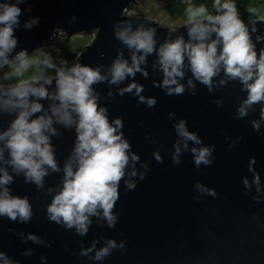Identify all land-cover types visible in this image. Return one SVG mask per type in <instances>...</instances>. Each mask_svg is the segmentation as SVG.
I'll return each mask as SVG.
<instances>
[{
	"label": "water",
	"instance_id": "1",
	"mask_svg": "<svg viewBox=\"0 0 264 264\" xmlns=\"http://www.w3.org/2000/svg\"><path fill=\"white\" fill-rule=\"evenodd\" d=\"M134 3L136 0H0V4H14L20 9L19 23L13 28L17 43L9 60L21 51L28 55L53 45L59 35L66 41L75 36H93L72 66L99 68L106 76L92 85L98 108L107 110L109 123L121 120L120 132L130 145L129 163L111 210L115 223L109 227L98 210V215L89 217L83 236L74 227L49 220L47 213L61 190L65 163L71 160L75 170V127L53 124L57 135L51 136L50 142L59 170L48 169L40 188L25 182L23 173L13 171L6 163L9 156L5 149L0 168L12 176V183L7 185L10 195L26 198L32 215L27 222L0 216V253L11 264H264V103L253 104L246 116L238 117V109L247 97L240 81L229 79L221 71L212 78L209 91L192 76L187 59L183 78H178L184 92L168 95L162 86L164 76L156 49L178 37L187 42V26L171 30L148 18L130 17L127 12ZM31 20L37 23L25 28ZM126 24L132 31L154 30L156 43L153 53L139 65L141 71L112 84L109 71L113 62L119 58L131 65L134 50L115 36ZM245 25L259 58L264 40L256 43V38L264 37V20ZM252 27L256 28L254 33ZM141 54L136 52L137 56ZM132 83L142 87L139 96L135 89L122 92ZM46 87L55 92V80ZM140 96L145 102H140ZM148 99L156 103L149 107ZM39 103L46 112L56 102L44 99ZM15 118L14 111L0 112V132ZM180 121L200 140L198 145L187 141V151L175 128ZM254 121L260 124L258 130L252 126ZM174 145L182 148L178 164L172 159ZM193 147L210 148L211 164L196 167ZM154 153L160 156L159 161ZM131 155L138 160L133 162ZM253 159L250 170L249 161ZM256 176L258 183L254 182ZM126 181L134 187L129 189ZM197 184L213 190L215 195L199 191ZM29 236H35L36 241ZM109 240L116 247L103 259H94ZM84 251L86 255L81 254Z\"/></svg>",
	"mask_w": 264,
	"mask_h": 264
},
{
	"label": "clouds",
	"instance_id": "2",
	"mask_svg": "<svg viewBox=\"0 0 264 264\" xmlns=\"http://www.w3.org/2000/svg\"><path fill=\"white\" fill-rule=\"evenodd\" d=\"M212 9L215 14L203 4L196 6L192 0H187L184 24L187 26L189 40L185 42L182 37H178L174 41H166L156 49L164 76L162 86L167 89L168 95L184 92L178 78H183L185 59L192 76L207 86L209 91L213 86L212 78L223 71L229 79H238L243 86L242 90L247 92L246 99L238 109V117L242 118L253 104L264 103V49L257 58L249 28L240 19L235 0H213ZM255 11L254 8L249 9L250 13ZM19 15L20 9L14 4H0V67L9 66L12 71L5 75V79L14 78L16 81L7 88L0 87V112H16V118L9 127L0 132V143H3L0 162H4L3 152L6 149L9 156L6 163L17 175L23 173L25 182L34 183L40 188L48 169L59 170L50 142V137L57 135L53 124H60L65 128L74 126L76 141L72 158L75 170L71 160L65 163L61 190L47 207L48 219L62 223L66 228L74 227L83 236L88 230L89 217L98 215L100 210L111 227L116 220L111 210L118 199L119 181L125 175L124 169L129 163L130 145L120 132L121 120L117 118L109 123L107 110L98 108L92 85L104 81L106 76L100 74L99 68L79 64L67 69L56 68L49 57L30 58L24 51L9 60L8 56L17 43L13 28L19 23ZM36 23V20H31L24 27L30 28ZM251 31L254 33L256 28L252 27ZM115 36L134 51L130 66L127 61L119 58L113 62L109 71V82L112 84L124 80L126 75L133 76L135 72L141 71L139 65L145 62L146 55L153 53L156 43L153 39L154 30L138 28L132 31L127 24L117 30ZM262 40L264 37L258 36L256 43ZM136 52L142 54L137 56ZM33 68V74L26 77L25 74ZM45 69H55V76L45 75ZM53 80L55 92H49L46 86L51 85ZM220 83L224 84L225 81L221 80ZM188 84L192 86V80ZM173 85L175 87H171ZM132 89H135L137 96L142 91L141 86L132 83L122 92H131ZM44 99L56 102L50 104L46 112L39 103ZM139 99L140 102H145L144 97L140 96ZM146 103L152 107L156 101L148 99ZM42 112V115H35ZM261 120H264V111L261 113ZM252 126L258 130L260 124L254 121ZM175 128L183 142V150H188L187 141L200 144L196 134L187 131L184 121H180ZM174 148L172 159L173 163L178 164L182 148L177 145ZM191 153L196 167L211 164L210 148L193 147ZM154 156L157 161L161 159L158 154L154 153ZM131 160L135 162L138 157L131 155ZM254 162V159L249 161L250 170ZM254 182H259L258 176L254 178ZM10 183L12 176L4 168H0V216H7L12 220L19 217L21 221L27 222L32 215L31 206L26 198L10 195L7 187ZM126 183L129 189L134 187L133 184ZM244 183L247 186L246 180ZM196 188L215 195L213 190L200 184ZM28 239L36 241L37 238L29 236ZM114 247L115 242L109 240L106 247L96 252L94 259H103ZM81 254L86 255L87 252ZM0 260L3 264H11L2 253Z\"/></svg>",
	"mask_w": 264,
	"mask_h": 264
},
{
	"label": "rangeland",
	"instance_id": "3",
	"mask_svg": "<svg viewBox=\"0 0 264 264\" xmlns=\"http://www.w3.org/2000/svg\"><path fill=\"white\" fill-rule=\"evenodd\" d=\"M193 4H200L215 14L212 9L213 0H192ZM235 4L240 19L245 23L256 20H264V0H235ZM187 0H136L127 13L130 17H143L154 20L157 24L174 30L177 27L185 25V8ZM254 8L255 13H250L249 9ZM93 36L83 37L75 36L67 41L64 36H57L53 41V45L45 46L28 54L30 58L37 57L43 59L49 57L56 68H71L82 49L92 42ZM58 44V45H55ZM12 69L9 66L0 67V87L9 86L16 81L14 78L5 79V75L10 73ZM35 69H30L25 76H31ZM45 75L55 76V69H45Z\"/></svg>",
	"mask_w": 264,
	"mask_h": 264
}]
</instances>
